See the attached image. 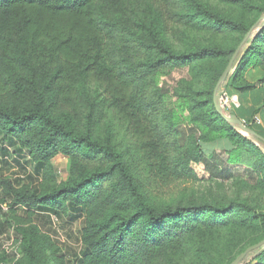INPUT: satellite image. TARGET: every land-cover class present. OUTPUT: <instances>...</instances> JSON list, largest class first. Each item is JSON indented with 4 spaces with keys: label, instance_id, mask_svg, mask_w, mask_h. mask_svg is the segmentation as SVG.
I'll return each instance as SVG.
<instances>
[{
    "label": "trees",
    "instance_id": "trees-1",
    "mask_svg": "<svg viewBox=\"0 0 264 264\" xmlns=\"http://www.w3.org/2000/svg\"><path fill=\"white\" fill-rule=\"evenodd\" d=\"M222 2L257 19L264 15V2ZM200 24L230 32L236 44L176 52L165 42L171 31ZM251 28L220 16L204 0H0L1 163L4 169L12 160L28 175L0 177V235L13 232L20 251L17 259L1 250L0 264H180L195 251L198 226L216 230L224 242L236 240L242 216L257 231L245 232L228 264L264 241V211L246 202L183 196L155 205L124 150L95 133L99 112L113 111L160 188L196 178L194 165L210 152L237 163L250 151L264 188V153L214 104L215 88ZM204 62L211 65L202 88L177 85L172 94L164 92L170 73ZM221 91L237 99L234 116L264 138V25ZM181 121L206 140L182 146ZM60 155L70 160L66 182L52 165ZM39 213H48L50 232L35 223ZM236 213L241 216L229 224ZM70 215L82 221L84 253L75 261L53 229V217L64 231L62 219ZM257 254L264 264V249Z\"/></svg>",
    "mask_w": 264,
    "mask_h": 264
},
{
    "label": "rangeland",
    "instance_id": "rangeland-1",
    "mask_svg": "<svg viewBox=\"0 0 264 264\" xmlns=\"http://www.w3.org/2000/svg\"><path fill=\"white\" fill-rule=\"evenodd\" d=\"M204 1L208 2L220 16L244 21L246 25L252 27L254 35L264 25V15L257 19L255 15L243 9L228 6L222 0ZM256 1L259 4L264 2V0ZM236 41L237 36L230 32L223 31L219 33L214 30H206L202 24L197 27L188 26L183 30L171 31L165 37V42L176 52L195 51L202 47L217 45L228 48L236 44ZM210 65L209 62L196 63L193 66L170 73L163 79L161 84L164 92L172 94L177 85L181 87L183 85L184 89L191 84L198 89L202 88L206 83V73L209 71ZM257 76H259V73H257ZM222 93L224 91L219 92L218 96L221 110L227 118L234 119V110L232 108L236 100L230 99L229 103H226L225 95ZM173 100L175 101L176 99ZM237 129L264 153V143L262 141L247 135L240 126H237ZM179 131L182 146H190L195 142L205 141L207 137L202 136L197 128H192L187 122L183 121L180 123ZM95 133L100 139H111L114 144L124 150L126 161L136 175L143 193L155 205L173 203L176 199L187 196L198 201H216L221 204H229L233 200L242 201L256 207L259 211H264V188L258 183L255 170L251 166L255 158L251 151L243 153L241 160H236L237 163H231L229 156L226 154L210 152L205 156L203 164L194 165L196 178L180 181L168 188H160L147 175L144 164L140 160L141 156L132 142L131 135L127 132L126 125L113 111L105 108L99 112ZM54 163L58 165L57 170L62 174L59 176V180L63 181L66 179V182L69 178L70 160L60 157ZM13 172L6 170L5 175L14 178ZM3 175L4 173L0 171V177ZM240 216L241 213H236L233 219L229 220V224L234 223ZM3 219L0 216V221L3 222ZM62 221L67 243H69L65 251L69 255L70 260L75 261L84 253L79 238L82 223L79 216L74 215L65 216ZM241 222L244 226L240 227L237 239H230L225 242L222 240L225 237L218 234L216 230L205 228L202 225L198 226L195 240L191 244L193 251L194 249L195 251L193 255L185 257L184 261H180V264H228L231 250L241 245L240 238L243 237L245 232L251 234L256 230L255 224L247 220V217L242 216ZM246 238L249 237L246 236ZM263 249L250 254L241 264H258L256 260L258 257L257 253H260ZM1 250L0 246V252Z\"/></svg>",
    "mask_w": 264,
    "mask_h": 264
},
{
    "label": "water",
    "instance_id": "water-1",
    "mask_svg": "<svg viewBox=\"0 0 264 264\" xmlns=\"http://www.w3.org/2000/svg\"><path fill=\"white\" fill-rule=\"evenodd\" d=\"M253 30H251L247 35L246 37L244 38L243 42L241 43V45L239 46V48L237 49V51L235 52L234 56L232 57L228 67L226 68V70L224 71L223 75L221 76L216 88H215V91H214V104H215V107H216V110L218 111V113L225 119L227 120L229 123H231L232 125H236V126H240L242 128V130L247 134V135H251L253 137H255L256 139L262 141L264 143V138L261 137L260 135H258L256 132L248 129V128H245L241 121L238 119V118H234V119H230V118H227L222 110H221V107H220V104H219V92L220 90L222 89V87L228 82V79L230 77V75L233 73L234 71V68H235V65H236V62H237V59L238 57L240 56L242 50L244 49L245 45L251 40L253 39ZM264 248V241L248 248L245 252H243L242 254H240L237 259L233 262V264H241L247 257H249L250 254L254 253V252H257L261 249Z\"/></svg>",
    "mask_w": 264,
    "mask_h": 264
},
{
    "label": "built area",
    "instance_id": "built-area-1",
    "mask_svg": "<svg viewBox=\"0 0 264 264\" xmlns=\"http://www.w3.org/2000/svg\"><path fill=\"white\" fill-rule=\"evenodd\" d=\"M224 94V98H225V101L226 103H229V100L230 99H235L236 102H235V105L233 106V110L235 108V106L238 105V102H237V99L236 98H229L228 95L224 92L222 93ZM237 118V117H236ZM241 121V120H240ZM242 125L245 127V128H248L247 124L245 121H241ZM256 123L257 124H262L261 120L259 118H256ZM2 160V156L0 155V162ZM10 162L12 160H9ZM12 169H13V173H14V176L17 178H20L21 180H25L27 178V174L25 173H22V172H19V169L18 167L13 163L12 165ZM55 171H56V174L59 178V176H61L62 174L57 170V168H55ZM18 174V175H17ZM3 210L6 212L7 211V208L4 207ZM59 219L57 217H53V229L56 231L57 233V239L59 240V242L63 245H67V239H66V233H64V231L62 230V228L60 227L61 224L59 223ZM15 235L12 233L8 234V233H5L3 235L0 236V246H1V249L2 251L4 250L7 254H11V253H14L16 254V257L17 259L20 257V251L18 250V247H19V243H15Z\"/></svg>",
    "mask_w": 264,
    "mask_h": 264
},
{
    "label": "crops",
    "instance_id": "crops-1",
    "mask_svg": "<svg viewBox=\"0 0 264 264\" xmlns=\"http://www.w3.org/2000/svg\"><path fill=\"white\" fill-rule=\"evenodd\" d=\"M220 144V143H219ZM219 146V148L221 147L220 145H218ZM16 148V147H15ZM1 153V152H0ZM60 157H64V156H62V155H60V156H58V157H56L54 160H53V162H52V165H53V167H54V169L55 168H57L58 167V165H56V163H54V161L56 160V159H58V158H60ZM65 158V157H64ZM10 165H6L5 166V168L4 169H2L3 167H2V163L0 162V171H2L3 173H4V175H5V170H7V171H9V172H11V171H13V169H12V165H13V161H11L10 163H9ZM16 178V177H15ZM61 178V177H60ZM66 180V179H65ZM65 180H63V181H61V179L60 180H58L59 182H65ZM35 223L45 232V233H48V232H50L51 231V223H50V219H49V215H48V213H39L35 218ZM80 222L82 223V221L80 220ZM81 223H80V227H81ZM81 231V230H80ZM79 238H80V235H79ZM69 244V243H68ZM67 244V245H68ZM67 245H65V246H67ZM80 245L82 246V244H81V238H80Z\"/></svg>",
    "mask_w": 264,
    "mask_h": 264
}]
</instances>
